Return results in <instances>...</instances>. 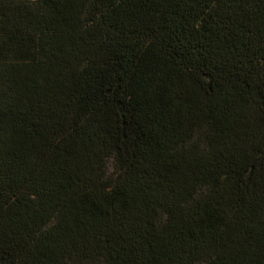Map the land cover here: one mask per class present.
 Listing matches in <instances>:
<instances>
[{"label": "trees", "instance_id": "trees-1", "mask_svg": "<svg viewBox=\"0 0 264 264\" xmlns=\"http://www.w3.org/2000/svg\"><path fill=\"white\" fill-rule=\"evenodd\" d=\"M0 264H264V0H0Z\"/></svg>", "mask_w": 264, "mask_h": 264}]
</instances>
